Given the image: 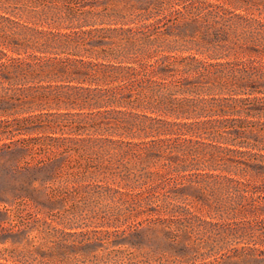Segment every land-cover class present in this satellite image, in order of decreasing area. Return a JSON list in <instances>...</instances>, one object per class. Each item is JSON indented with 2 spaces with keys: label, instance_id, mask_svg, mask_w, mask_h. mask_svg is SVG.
I'll list each match as a JSON object with an SVG mask.
<instances>
[{
  "label": "trees",
  "instance_id": "1",
  "mask_svg": "<svg viewBox=\"0 0 264 264\" xmlns=\"http://www.w3.org/2000/svg\"><path fill=\"white\" fill-rule=\"evenodd\" d=\"M14 152L0 264H264V0H0Z\"/></svg>",
  "mask_w": 264,
  "mask_h": 264
},
{
  "label": "rangeland",
  "instance_id": "2",
  "mask_svg": "<svg viewBox=\"0 0 264 264\" xmlns=\"http://www.w3.org/2000/svg\"><path fill=\"white\" fill-rule=\"evenodd\" d=\"M25 161L26 160L22 159L21 155L17 152H14L13 154H11V153H0V198H3L2 194H5L4 192H8V191L14 192L15 190H22L21 187L27 186V184H29L28 183L29 179H28V177H26V172H19V168L24 165ZM31 174L36 175L37 173L33 172ZM34 175H32V176H34ZM38 176L42 177L41 174H39ZM3 208H6V209L10 208L11 209L12 206H10V204H0V210ZM22 208H23V206H22ZM139 220H141V219L139 218L136 221L129 220L128 222L130 224H134ZM236 220H238V221L244 220V217H237ZM0 222L3 223V225L8 226L7 216L6 215H0ZM93 225H95V224H93ZM135 225H137V224H135ZM147 225H148L147 222H143L141 224V226H138V227L139 228L141 227L144 229V227ZM243 226L244 225H242V227ZM93 228H95V227H92V229ZM236 242H237V239L233 238V240L230 242V244L227 245L228 248H232V247L236 246V244H237ZM143 247H144V245H143ZM144 251L148 253V247L145 248ZM146 260L148 261V259L146 257H144L145 262H146ZM150 264H157V260L154 261L152 259L150 261ZM227 264H230V263H227Z\"/></svg>",
  "mask_w": 264,
  "mask_h": 264
}]
</instances>
